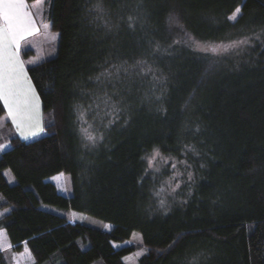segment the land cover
<instances>
[{
    "label": "trees",
    "instance_id": "trees-1",
    "mask_svg": "<svg viewBox=\"0 0 264 264\" xmlns=\"http://www.w3.org/2000/svg\"><path fill=\"white\" fill-rule=\"evenodd\" d=\"M48 4L57 52L27 68L43 134L0 155L10 247L36 264H124L135 246L114 245L137 232L139 264H264V0Z\"/></svg>",
    "mask_w": 264,
    "mask_h": 264
},
{
    "label": "snow or ice",
    "instance_id": "snow-or-ice-1",
    "mask_svg": "<svg viewBox=\"0 0 264 264\" xmlns=\"http://www.w3.org/2000/svg\"><path fill=\"white\" fill-rule=\"evenodd\" d=\"M25 8V0H0V101L21 138L27 140L42 129L37 123L35 130H31L38 100L18 54L19 41L28 31ZM240 11L237 8L230 19L234 20ZM246 42L239 41L237 44ZM26 127L30 129L27 133ZM86 138L91 142L96 139L92 135Z\"/></svg>",
    "mask_w": 264,
    "mask_h": 264
},
{
    "label": "rangeland",
    "instance_id": "rangeland-1",
    "mask_svg": "<svg viewBox=\"0 0 264 264\" xmlns=\"http://www.w3.org/2000/svg\"><path fill=\"white\" fill-rule=\"evenodd\" d=\"M37 1L40 3V4H37V6L40 8V11L39 13H36V14L39 18L41 30L40 32H38L36 36L32 37L30 41L28 39L23 46L25 52H28L29 50L33 52L32 55L28 54V56L24 57L25 60H28L29 67L43 60H48V59L53 58L57 52L56 50H57V45H58L57 32L51 31L49 24H48V29L46 30V25H47L46 23L48 22H47V19H45L46 20L45 22L42 16V12L44 15L47 14V9L49 6L48 3L50 0H37ZM236 46H238V44ZM6 122H9V120L7 118V115L4 114L3 116L0 117V138L4 136H7V138L3 139L4 140V142L2 143L3 145L0 146L1 152L6 150L5 146H7V144L9 145V141H7L9 140V137L13 136V137L18 138L13 128H10V129L6 128L7 126ZM4 143H7V144L4 145ZM1 152H0V155H1ZM155 159H156V155L153 156L152 161H154ZM152 161H151V165H152ZM160 162L161 160L158 161V163ZM3 176L6 178L8 184L13 185L15 183L13 176L8 170H5L3 172ZM49 181L53 185L56 186L58 191L63 196H68V197L72 196L73 193H72V187H71V182H70L71 180H70L69 175L58 174L50 178ZM174 189L175 187H173L171 191H174ZM2 203H4V198L0 195V204ZM47 210L53 213L61 214L60 211H58L55 208L48 207ZM8 211L9 209L7 208H1L0 209V219ZM66 216L72 223H85L87 226H90L98 230H103V231L110 230L109 224L101 220H98L92 216L83 215V214L74 213V212L66 213ZM126 246H133V247L135 246V251L123 258L124 264H139L140 258L144 254H146V248L143 246L141 235L137 232H134L131 236V239L128 242H125L123 244L114 245L116 249L126 247ZM0 253L4 256L7 264H36L33 257L31 256V254L29 253L26 247H22L19 250L12 249V247H10L8 244V241H7V238L4 232L2 233L0 232ZM43 264H48V263H43Z\"/></svg>",
    "mask_w": 264,
    "mask_h": 264
},
{
    "label": "crops",
    "instance_id": "crops-1",
    "mask_svg": "<svg viewBox=\"0 0 264 264\" xmlns=\"http://www.w3.org/2000/svg\"><path fill=\"white\" fill-rule=\"evenodd\" d=\"M37 4H40L38 1H33V2H27L25 0V5H26V8H25V11L27 12L28 16H27V20H26V24H27V27H28V31H26L24 33V36L22 39H20L19 41V48H18V54H19V59L20 61L23 63V66H24V71L26 73V76H27V79L28 81H30V79L28 78V75H27V68L29 67V64H28V60H25L24 57H23V52H25L24 50V44L26 43V41L29 39L36 36L38 34V32H40L41 30V26H40V23H39V18L37 16L36 13H39L40 11V8L37 6ZM40 6V5H39ZM43 6V5H42ZM43 8V7H42ZM42 16H43V19L44 21L46 22V15L43 14L42 12ZM46 30L48 29V23H46ZM52 35V34H50ZM29 52H32L31 50H29ZM33 53V52H32ZM31 83V81H30ZM31 86H32V89L34 90V93H35V97L36 99L38 100V110L34 113L33 115V125H32V129L31 130H35V125L38 123L39 127L42 129L41 131L38 132L37 135H34V136H30L27 140H31V139H35L39 136H41L43 134V113H42V107H41V103H40V100H39V97L31 83ZM3 105V102L0 101ZM4 107V106H3ZM5 110V115H7V110L4 108ZM7 118L9 120V122H6L7 126L6 128L7 129H10V128H13L18 136V138H20L21 140H25V139H22L21 136L19 135V132L16 128V126L12 123V120L11 118L7 115ZM30 129L29 128H25V132L27 133ZM7 138V136H4L2 138H0V140H3ZM7 143H4V145H6ZM3 144H1L0 146H2ZM8 144L7 146H5V149L7 150L8 148ZM5 150V151H6ZM1 152V151H0ZM4 152V151H3ZM2 153V152H1ZM1 233L4 232V231H0ZM8 241V240H7ZM9 244V242H8ZM10 246V245H9Z\"/></svg>",
    "mask_w": 264,
    "mask_h": 264
}]
</instances>
